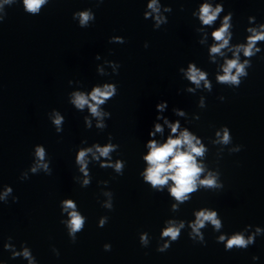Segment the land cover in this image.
<instances>
[{
  "label": "water",
  "instance_id": "95a60500",
  "mask_svg": "<svg viewBox=\"0 0 264 264\" xmlns=\"http://www.w3.org/2000/svg\"><path fill=\"white\" fill-rule=\"evenodd\" d=\"M199 2L162 0L173 11L168 23L156 31L151 20L143 19L145 0H104L98 8L95 0H51L39 16L25 14L19 5L6 8V19L0 24V186L11 185L19 201L13 204L9 198L7 205L0 204V260L26 264L8 260L9 253L3 251L5 238L11 236L17 248L26 241L39 264H253V255L260 257L257 264H264V237L247 251L225 252L210 228L204 230L207 246L194 244L182 233L166 252L155 250L165 219L190 220L192 210L200 207L215 208L225 232L247 224L264 227V60L252 59L249 75L238 89L216 84L215 65L208 63L206 48L197 42L198 22L191 16ZM223 3L226 11L234 13L233 43L243 40L248 16L264 22V0ZM181 5L184 11H180ZM87 7L93 8L96 21L81 29L72 13ZM113 35L123 36L126 43L109 44ZM97 54L100 61L95 60ZM103 59L117 61L121 67L119 75L111 78L117 83L118 94L105 105L111 119L104 132H97L95 128L85 130V113L68 104L67 95L73 90L68 81L79 80L90 88L108 80L96 73V65ZM189 61L209 72L211 93L183 91L186 81L178 69ZM201 94L206 96L204 110L197 108ZM219 96L225 100L221 102ZM160 101H167L164 115L170 119H176L174 107L184 109L189 117L198 114L200 119L189 127L199 136L212 138L216 128L226 125L233 143L244 146L232 155L225 150L219 160L222 191L197 192L175 214L170 212L166 192L151 191L138 175L143 168V144ZM53 108L65 116L64 131L59 135L47 118ZM109 133L120 145L119 158L127 161L123 176L90 165L92 182L81 188L73 180L77 146L82 139L103 144ZM36 144L46 147L52 175L40 173L21 182L18 177L30 166ZM208 146L207 163L215 168L216 148ZM113 156L116 158L115 153ZM101 180H108V189L114 193L112 211L98 203L104 199L97 186ZM66 197L76 200L87 217L75 244L60 224L58 205ZM101 216L109 220L98 228ZM143 231L152 237L148 248L139 244ZM105 243L112 245L110 252L103 250ZM52 247L59 250V258Z\"/></svg>",
  "mask_w": 264,
  "mask_h": 264
},
{
  "label": "clouds",
  "instance_id": "9594fccd",
  "mask_svg": "<svg viewBox=\"0 0 264 264\" xmlns=\"http://www.w3.org/2000/svg\"><path fill=\"white\" fill-rule=\"evenodd\" d=\"M104 0H95V7H99ZM51 0H0V24L4 23L6 8L19 5L25 14L39 16L43 9L47 8ZM173 11L171 5H165L162 0H145L143 19L151 20L153 31L159 30L168 23V14ZM180 11H184L183 5ZM191 16L198 22L195 32L199 36L198 44L207 50L208 63L215 65L214 81L216 84L230 89H238L241 83L248 77L252 68L254 57L264 60V22H258L255 16L247 17V26L244 28L242 41L233 43L235 25L234 13L226 11L223 0H201L192 10ZM72 20L81 29L89 28L96 21L93 8L87 7L72 13ZM109 44L123 45L125 38L113 35L108 39ZM143 47L147 49L149 44L145 41ZM111 54V52L109 53ZM101 55L97 54L95 60L100 61ZM121 65L117 61L103 59L96 65V73L100 77L109 79L93 84L90 88L84 86L79 80L68 81V86L73 88L67 95V102L74 110L83 115L85 130L95 128L97 132H104L108 127L107 121L111 119V112L105 105L118 94L117 83L111 80L119 75ZM110 69L111 71H108ZM181 79L186 81L184 92L196 95L199 93H211L213 79H210L208 71L194 61H189L186 66L178 69ZM75 85V86H74ZM74 86V87H73ZM218 99L223 102L224 96ZM197 108H206V96L199 95ZM168 110L167 101H160L155 106L157 113L148 138L143 144L144 151L140 156L143 168L138 175L151 191L165 193L170 200V212L178 213L182 205L187 204L193 195L200 191L220 192L224 189L221 179L219 160L223 158L225 150L229 155L239 153L243 145L234 144L231 129L222 125L216 128L212 138H205L193 132L189 125L198 121L200 116L193 113L191 117L182 108H172V114L176 119H170L164 113ZM47 118L56 134L64 131L65 116L53 108L47 113ZM183 120V124L181 121ZM114 137L109 133L106 142H93L89 144L87 139H82L77 146L74 155V165L77 175L73 177L75 183L81 188H87L92 182L91 168L98 166L101 169H111L116 176H123L127 161L120 157V145L113 142ZM207 139V143L204 141ZM208 145L216 148V167H210L207 156L210 151ZM116 154L114 158L113 154ZM32 162L23 170L18 179L23 182L32 175H52L50 167L52 161L43 144L33 146ZM108 180L97 181L101 188L100 195L104 197L98 200L100 206L108 211L114 208V193L108 189ZM14 189L9 184L0 186V204L7 205L9 198L13 204L18 203L19 197L13 195ZM60 224L64 226L70 242H77L78 234L86 225L87 217L81 212L76 200L66 197L59 201ZM192 219L184 220L175 216L165 219L160 228L156 241V251L166 252L173 243L177 242L182 233L194 244L207 246L204 230L210 228L215 237V242L223 246L225 252L247 251L256 244L258 238L264 237V227L247 224L242 229L232 232L223 231L222 217L215 208L200 207L192 210ZM108 216H101L97 221V227L103 228L108 223ZM152 237L147 231L139 233V244L142 248H148ZM105 252L112 250L110 243L103 245ZM3 251L9 253L8 260H20L26 264H39L31 247L26 241L20 243L19 248L13 242V237L8 236L3 242ZM52 253L59 258L60 252L52 247ZM260 257L253 255L251 260L257 264ZM0 264L7 261L0 260Z\"/></svg>",
  "mask_w": 264,
  "mask_h": 264
}]
</instances>
